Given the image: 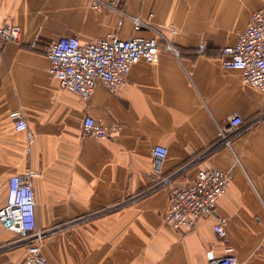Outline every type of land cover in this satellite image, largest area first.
Listing matches in <instances>:
<instances>
[{
  "label": "crops",
  "instance_id": "obj_1",
  "mask_svg": "<svg viewBox=\"0 0 264 264\" xmlns=\"http://www.w3.org/2000/svg\"><path fill=\"white\" fill-rule=\"evenodd\" d=\"M103 1L120 13L94 10L90 0H0V26L21 31L19 43L0 40V205L10 177L35 173L37 225L61 226L42 243L50 264H209L230 247L241 264H264V118L243 129L232 149L212 151L218 127L232 116L248 125L264 114V92L219 58L264 0ZM150 15L156 28L176 29L167 35L178 57L162 45L156 61L132 65L127 85L116 94L99 82L89 101L61 90L50 76L46 52L53 41L149 37L150 32L134 31L131 17ZM201 44L207 46L204 54ZM13 111L26 119L31 145L25 132L15 130ZM88 116L116 122L122 130L110 140L86 137ZM157 145L168 150L164 175L200 159L176 180L179 186L193 183L204 168L231 174L215 215L176 231L164 222L169 191L161 190L123 210L78 222L150 186ZM219 218L226 221L224 238L214 230ZM13 240L0 225V246ZM26 255V248L7 249L0 252V264H20Z\"/></svg>",
  "mask_w": 264,
  "mask_h": 264
},
{
  "label": "built area",
  "instance_id": "obj_2",
  "mask_svg": "<svg viewBox=\"0 0 264 264\" xmlns=\"http://www.w3.org/2000/svg\"><path fill=\"white\" fill-rule=\"evenodd\" d=\"M94 10L106 9L120 13L113 2L90 0ZM150 19L131 17L135 32H150L149 37L134 36L129 40H120L114 35L105 39H96L84 44L77 36H63L50 43L46 56L50 63L49 74L59 83L61 90L73 93L83 101H89L99 82L104 83L111 94L127 85L132 65L139 59L152 63L160 55L161 46L165 45L178 57L167 32L177 33L173 26L156 28ZM0 40L4 43L21 42V31L16 26H0ZM199 51L204 54L207 46L201 44ZM219 58L223 66L229 70L239 71L244 83L264 92V7L255 11L246 29L239 35L235 45L221 49ZM3 62V50L0 49V68ZM10 118L14 121L17 132L27 134L31 145L33 135L20 111H13ZM264 118V114L255 118L248 125L236 114L228 123L218 127V141L212 151L221 147L232 149L234 140L243 129L256 126ZM122 130L118 123H106L103 119L85 117L83 131L86 137L99 140H110ZM30 152V147H28ZM154 159V176L150 186L140 192L126 197L115 205L99 211L98 214L84 216L78 222H87L95 217L125 209L150 197L161 190L169 191V206L164 214V222L176 231L193 229L202 217L215 215L218 201L226 194L231 174L217 168H204L198 171L196 179L187 186H179L176 180L190 167L196 165L199 158H194L178 170L163 174L164 162L168 150L157 145L152 149ZM35 173L27 170L23 174L10 177L6 186V197L0 205V225L16 238L0 246V252L15 247H25L27 255L20 264H50L42 252V243L61 226L49 229L39 228L36 219V200L33 187ZM71 224V225H70ZM75 222L66 224L69 227ZM226 221L219 218L215 225V233L224 238ZM213 255V252L210 251ZM209 264H241L234 250L225 249V255L212 257Z\"/></svg>",
  "mask_w": 264,
  "mask_h": 264
},
{
  "label": "rangeland",
  "instance_id": "obj_3",
  "mask_svg": "<svg viewBox=\"0 0 264 264\" xmlns=\"http://www.w3.org/2000/svg\"><path fill=\"white\" fill-rule=\"evenodd\" d=\"M14 235V234H13ZM16 238V236L14 235V239ZM22 248H25V247H15V248H13V249H9V250H18V249H22Z\"/></svg>",
  "mask_w": 264,
  "mask_h": 264
}]
</instances>
